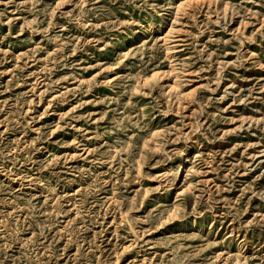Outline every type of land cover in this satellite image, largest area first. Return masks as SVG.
I'll return each mask as SVG.
<instances>
[{
  "label": "rangeland",
  "instance_id": "rangeland-1",
  "mask_svg": "<svg viewBox=\"0 0 264 264\" xmlns=\"http://www.w3.org/2000/svg\"><path fill=\"white\" fill-rule=\"evenodd\" d=\"M0 264H264V0H0Z\"/></svg>",
  "mask_w": 264,
  "mask_h": 264
}]
</instances>
